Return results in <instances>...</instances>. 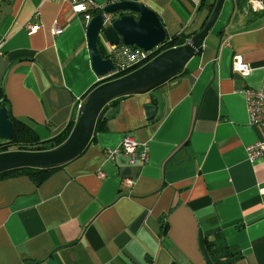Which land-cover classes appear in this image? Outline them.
Segmentation results:
<instances>
[{"label":"crops","instance_id":"obj_1","mask_svg":"<svg viewBox=\"0 0 264 264\" xmlns=\"http://www.w3.org/2000/svg\"><path fill=\"white\" fill-rule=\"evenodd\" d=\"M92 1L99 9L145 5L167 39L198 32L214 2ZM96 10L0 0V95L39 141L75 121L84 97L105 80L92 71L86 42ZM27 25L40 29L29 34ZM214 25L216 37L207 36L175 77L107 105L103 130L75 159L43 178L0 177V264H216L205 240L232 249L228 264H264V159L249 162L245 152L261 132L248 123L243 95L264 93V13L248 0H224ZM234 56L251 68L248 76L232 71ZM125 137L148 145L147 163L108 158Z\"/></svg>","mask_w":264,"mask_h":264},{"label":"water","instance_id":"obj_2","mask_svg":"<svg viewBox=\"0 0 264 264\" xmlns=\"http://www.w3.org/2000/svg\"><path fill=\"white\" fill-rule=\"evenodd\" d=\"M224 0H215L201 29L182 46L167 49L136 70L112 80L102 81L80 103L74 125L63 143L48 151L8 150L0 153V174L17 169L51 170L61 167L79 156L89 144L98 115L110 102L129 95L150 92L181 72L200 50L212 30ZM97 11V10H96ZM103 14L110 16L104 26ZM166 32L158 15L141 3L119 1L105 5L92 16L86 28V42L91 69L104 78L114 70L112 60L103 57L104 40L109 45L140 48L144 52L158 49L166 41ZM102 53V54H101ZM152 117L154 107H145ZM13 126L7 110L0 107V140L10 141Z\"/></svg>","mask_w":264,"mask_h":264},{"label":"built area","instance_id":"obj_3","mask_svg":"<svg viewBox=\"0 0 264 264\" xmlns=\"http://www.w3.org/2000/svg\"><path fill=\"white\" fill-rule=\"evenodd\" d=\"M48 1V0H42ZM61 3H68L71 6V10L74 14L83 13L92 8L94 10H100L98 6L92 0L80 1V0H51ZM200 1V0H198ZM253 11L264 13V1L263 0H248ZM104 26L110 23V16L103 14ZM39 26L27 25L26 30L29 34L39 31ZM50 32L53 36L59 35L62 32V27L57 23H53ZM104 51L106 57L112 60L114 70L107 74L102 79H112L120 74L129 73L148 61L154 58L156 50L150 52H144L140 48L129 47L124 45H109L104 40ZM100 41V42H101ZM1 45V44H0ZM232 71L242 77L248 76L251 68L241 61L239 56H234L232 59ZM246 104V113L249 125L256 127L261 132V139L253 144L245 147L246 157L249 162H254L260 159H264V93L260 90L247 88L243 91ZM79 108V106H78ZM123 155L127 158L129 165L137 163H147L149 160V148L146 143H137L130 137H125L120 142L118 148L108 155V158H113L116 155ZM98 177H104L102 171H98ZM123 187L129 188L133 185V181L124 180ZM259 195L264 196V185L258 188Z\"/></svg>","mask_w":264,"mask_h":264},{"label":"trees","instance_id":"obj_4","mask_svg":"<svg viewBox=\"0 0 264 264\" xmlns=\"http://www.w3.org/2000/svg\"><path fill=\"white\" fill-rule=\"evenodd\" d=\"M202 1L203 0H201V3H202ZM213 3L214 2H212L211 7L213 6ZM208 16H209V14H208ZM208 16L206 17L202 26L206 22ZM202 26H200V29ZM196 33H197V31H193L186 36L179 35V36L172 37L171 39H166L165 43L158 47L155 55H158L159 53H161L167 49H171L174 47L184 45L186 40L191 38V36H193ZM102 53H103V51H102ZM123 75H125V74H120L114 78H118V77L123 76ZM114 78H112V79H114ZM112 79H105V81L112 80ZM99 83H102V81ZM116 100H114L112 102H115ZM4 102H5V100L3 99V96L0 95V107L1 106L5 107ZM112 102H110V103H112ZM109 104H107V105H109ZM107 105L102 109V111L100 112V114L97 117L95 127H94V132L103 130V122H101L100 118L102 116V112L107 107ZM7 114H8V118L10 119L12 126H13V137L10 141L0 140V153L8 151V150L48 151V150L54 149L65 141V139L68 137V135H69V133H70V131L74 125V121H71L69 123V125L66 127V129L64 131H62L59 135L53 137L52 139L46 140V141H39L36 138L35 134H33L30 129H28L25 125H23V123L21 121L13 119L9 115L8 112H7ZM48 172H49V170L17 169V170H12L9 172L2 173V174H0V177L5 178V177H9V176H12L15 174H20V173H30L32 175H42L41 178H43L44 177L43 175L47 174ZM205 247H206L207 255L209 256L211 261L216 262V260L218 259L219 262H217L216 264H228V261L230 258V256H228V254H229L228 251L230 253H232V249H230L227 246L216 247L215 244L213 243V241H210V240H205ZM237 257L239 258V254Z\"/></svg>","mask_w":264,"mask_h":264},{"label":"rangeland","instance_id":"obj_5","mask_svg":"<svg viewBox=\"0 0 264 264\" xmlns=\"http://www.w3.org/2000/svg\"><path fill=\"white\" fill-rule=\"evenodd\" d=\"M217 30H218V27L214 25L210 33L207 35L208 36L207 39H212L213 36L216 37Z\"/></svg>","mask_w":264,"mask_h":264},{"label":"bare ground","instance_id":"obj_6","mask_svg":"<svg viewBox=\"0 0 264 264\" xmlns=\"http://www.w3.org/2000/svg\"><path fill=\"white\" fill-rule=\"evenodd\" d=\"M138 69V68H137ZM136 70V69H135ZM101 81H103V80H101Z\"/></svg>","mask_w":264,"mask_h":264}]
</instances>
